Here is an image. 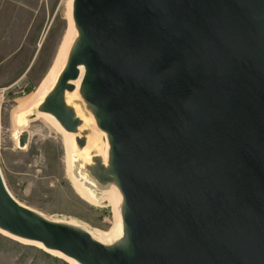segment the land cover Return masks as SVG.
<instances>
[{
  "label": "water",
  "instance_id": "95a60500",
  "mask_svg": "<svg viewBox=\"0 0 264 264\" xmlns=\"http://www.w3.org/2000/svg\"><path fill=\"white\" fill-rule=\"evenodd\" d=\"M67 9L63 60L14 113V141L50 117L68 175L94 200L112 188L119 221L95 232L44 215L0 172V234L74 264H264V0Z\"/></svg>",
  "mask_w": 264,
  "mask_h": 264
},
{
  "label": "rangeland",
  "instance_id": "374dc122",
  "mask_svg": "<svg viewBox=\"0 0 264 264\" xmlns=\"http://www.w3.org/2000/svg\"><path fill=\"white\" fill-rule=\"evenodd\" d=\"M10 1L9 12L0 8V172L4 183L18 202L44 215L73 219L95 232H106L113 223L111 205L89 203L75 192L58 128L38 115L25 127V148H17L14 141L17 100L31 94L51 66L67 29L68 0ZM18 79V83L27 82L28 88L13 96L7 86ZM0 264L69 263L36 245L0 234Z\"/></svg>",
  "mask_w": 264,
  "mask_h": 264
},
{
  "label": "bare ground",
  "instance_id": "6f19581e",
  "mask_svg": "<svg viewBox=\"0 0 264 264\" xmlns=\"http://www.w3.org/2000/svg\"><path fill=\"white\" fill-rule=\"evenodd\" d=\"M68 10L69 9H67V12H68ZM69 31H70V29L67 28V30L64 32L62 41L60 43V46H59V48L57 50V53L55 55V58H54L53 62L51 64V66L49 67V69L47 70L46 74L43 76V78L41 79V81L39 82L37 87L35 88V90L31 94H29L26 98L17 100V106H16L17 109H26L29 105H31L34 102H36L39 99V97L41 96V94L43 93L45 87L46 88L48 87L51 79L54 77V75L56 73L57 68L59 67L61 61L63 60L65 51L67 50V47H68L69 42L71 40L72 31L71 32H69ZM74 97L75 96H71L70 95V96H68V100L73 101ZM38 115L45 117L50 123H52L57 128L56 124L54 123V121L50 117H48L46 115H42V114H38ZM38 115H37V117H38ZM63 142H64L65 154H66V158H67V154H68V151H69V147H68L69 140L64 135H63ZM70 178H71L72 185H73V187L75 189V192L84 201H87L89 203H96V202L99 203L100 201L109 202L110 204L109 203L108 204L111 205V208H112V211H113V214H114L113 222L115 220L118 223V221H119L118 215L115 214L116 209L114 210V206H116V204H117V202H116L117 198H116L115 192H114V190H112V188L109 189V190H106L104 192H100L99 194L102 197H100L99 200L98 199L94 200L95 197H92V195H94V192L92 190L82 187L80 182L78 180H76L75 178H72L71 176H70ZM115 232L116 231H114V230L113 231H109V234L113 235ZM106 236H108V235H106ZM34 245H36V246L41 248V246L39 244H34ZM67 261L70 264L73 263L70 260H67Z\"/></svg>",
  "mask_w": 264,
  "mask_h": 264
},
{
  "label": "built area",
  "instance_id": "2783aa9c",
  "mask_svg": "<svg viewBox=\"0 0 264 264\" xmlns=\"http://www.w3.org/2000/svg\"><path fill=\"white\" fill-rule=\"evenodd\" d=\"M7 88H10V94L13 96L24 94L27 91L28 83L27 82L18 83V80H16L12 82L10 85H8Z\"/></svg>",
  "mask_w": 264,
  "mask_h": 264
},
{
  "label": "crops",
  "instance_id": "0c3cea01",
  "mask_svg": "<svg viewBox=\"0 0 264 264\" xmlns=\"http://www.w3.org/2000/svg\"><path fill=\"white\" fill-rule=\"evenodd\" d=\"M4 2L6 3V6L4 5ZM1 7H2V9L6 8V10H8V12H9V11H10V8H12L13 5H12V2H11L10 0H5V1L2 2ZM1 7H0V8H1ZM11 14H12V13H11ZM8 16H9V13H8V14H5L6 19L8 18ZM7 54H9V52H8ZM19 80H20V79H18V81H19ZM8 85H9V84H8Z\"/></svg>",
  "mask_w": 264,
  "mask_h": 264
}]
</instances>
